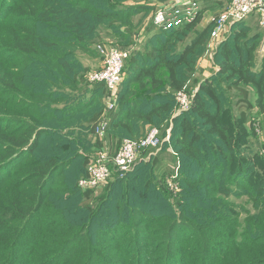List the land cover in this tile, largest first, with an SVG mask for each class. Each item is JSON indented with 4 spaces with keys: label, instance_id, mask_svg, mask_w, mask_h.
<instances>
[{
    "label": "trees",
    "instance_id": "trees-1",
    "mask_svg": "<svg viewBox=\"0 0 264 264\" xmlns=\"http://www.w3.org/2000/svg\"><path fill=\"white\" fill-rule=\"evenodd\" d=\"M145 1L0 0V264H264V152L249 115L224 103L228 89L243 87L247 100L251 86L264 112V68L253 69L261 35L246 18L230 25L217 72L197 82L162 143L180 161L175 202L149 149L99 188L77 184L103 145L94 127L109 94L80 54H99L100 41L130 50L103 116L111 159L146 124L165 136L176 92L210 40L215 19L197 30L198 11L163 30ZM140 33L152 35L144 51L134 50Z\"/></svg>",
    "mask_w": 264,
    "mask_h": 264
},
{
    "label": "built area",
    "instance_id": "built-area-1",
    "mask_svg": "<svg viewBox=\"0 0 264 264\" xmlns=\"http://www.w3.org/2000/svg\"><path fill=\"white\" fill-rule=\"evenodd\" d=\"M198 11L199 5L195 0H171L156 8L152 22L157 28L170 30L191 22ZM254 12L257 13L259 25L264 30V0H230L226 8L216 16L214 28L224 32L232 23L244 19ZM96 48L102 58V63L99 68L89 72L88 79L104 83L110 95L106 109L110 110L114 106L111 98L122 80L123 68L130 53L127 49L115 45L97 44ZM175 98L179 113L188 110L191 94L185 89H181L176 92ZM106 127V118H101L95 124L94 133L102 137ZM161 143L160 131L154 127L147 130L146 134L138 139L124 138L111 159L107 148L103 146L91 157L86 166L85 175L78 179V186L82 190L95 189L106 183L112 172L123 176L132 169L142 150H156ZM261 152H264L263 148ZM109 162L112 163L111 168L108 165Z\"/></svg>",
    "mask_w": 264,
    "mask_h": 264
},
{
    "label": "crops",
    "instance_id": "crops-1",
    "mask_svg": "<svg viewBox=\"0 0 264 264\" xmlns=\"http://www.w3.org/2000/svg\"><path fill=\"white\" fill-rule=\"evenodd\" d=\"M171 1V0H170ZM197 3H199V11H200V22L197 24L196 28L197 30H201L208 22L213 20L216 15H219L228 5L230 0H195ZM159 3H155V6H159ZM246 20L248 24L252 26V28L255 31H258L261 35L260 44L255 50V57H254V71L258 72L264 68V30L259 25L258 21V15L257 13H250L248 16H246ZM230 27V26H229ZM229 27L227 30L225 29L224 32L217 31L214 26L211 29L210 33V40L207 43V47L210 46L211 48L208 50L206 48L205 52L200 56L196 63L195 71L193 72L192 76L190 77L187 82H189L191 79L198 78L199 82H201L203 79L209 77L212 74H215L218 70V66L214 64L213 62V54L215 52V49L217 45L223 41L226 37V32H228ZM142 32V31H141ZM152 35L148 34V36L143 33H140V35L137 37L136 43L138 44L137 47L134 48V50H141L144 51L147 49L146 47V41L148 38H150ZM213 38V39H212ZM126 49V48H125ZM187 82L185 83V87H187ZM198 86V85H197ZM197 86L195 90L197 89ZM243 87H232L231 89H228L227 92V99L225 100V106H233L235 114L239 115V113H247L250 117V122L252 127L254 128L255 122L262 123L264 121V112H260L258 108H256L257 104L255 103V93L253 91V88L251 86L245 87V90L248 92L247 100H243L242 93ZM252 104L249 105L250 103ZM105 103V99H104ZM105 109L100 114V119L104 118L105 114L107 113L106 106ZM247 126L249 125V121L246 123ZM261 125V124H260ZM264 127V124L261 125V127ZM150 128L149 124L144 125L143 132H141V137L143 134L146 133V131ZM255 129V128H254ZM257 132H255L254 136H250L251 138H256ZM137 138V137H136ZM100 139L103 140V146L107 147V144H110V142L107 141L106 134L103 135V137H100ZM124 139V138H123ZM252 141V139H251ZM253 142V141H252ZM105 144V145H104ZM103 146L101 148H103ZM108 150V147H107ZM114 151V150H113Z\"/></svg>",
    "mask_w": 264,
    "mask_h": 264
},
{
    "label": "rangeland",
    "instance_id": "rangeland-1",
    "mask_svg": "<svg viewBox=\"0 0 264 264\" xmlns=\"http://www.w3.org/2000/svg\"><path fill=\"white\" fill-rule=\"evenodd\" d=\"M129 2H131V1H129ZM145 3L150 4V5H154L155 1L154 0H146ZM198 5H199V3H198ZM109 39L112 40L111 38H109ZM96 44H104V45H110L111 44V45H115V46L119 45V44L113 43L112 41H110L109 43L100 41V42H97ZM210 48H211L210 46L207 47L208 50ZM126 49L128 50V48H126ZM128 51H130V50H128ZM80 59H81L83 65L85 66L86 70L88 69L86 72H88L89 70L93 71L94 69L99 68L101 66V63H102L101 56H99V54H97V52H95V50L92 53L88 52V53L80 54ZM190 77L187 80H189ZM198 81H199L198 78H194L193 80L191 79L189 82H187V87L185 88V90H186V92L191 94V96L193 95V93L195 91V88L197 86ZM108 95H105V103H104L105 106H107V104L109 103L108 102L109 101ZM111 101H113L112 98H111ZM113 104H114V101H113ZM178 114H180L178 112V106H177V104L174 103L172 114H170V118L168 120V125H167V128L165 129V133H164L165 136L162 137V143L164 141L168 140L170 129L172 126V119L175 116H177ZM260 124L261 125L264 124V121L262 123H259V118H258V122L257 123L255 122V125H254V128H255L254 132H257V136L254 139L251 138L253 141L254 150L256 148H259V147L264 149V127L263 126L261 127ZM151 128H154V126H150L149 129H151ZM142 136H144V134ZM166 137H167V139H166ZM102 142H103V140H102ZM162 143L156 150L151 151V153L153 155L155 154L154 156L159 157V162L155 165V170H156L155 172H156L158 179H163L161 184L165 187V190H167V192L169 194V201L175 202V200L178 199L180 192H181V186H180L178 180L176 179L177 178V170H178L180 161L177 158V156L174 154L175 152L173 151V149H171L170 146L162 144ZM94 154H95V152H93L87 156L91 157ZM117 175H118V173H117ZM161 184H159L160 187H162ZM164 187H162V188H164ZM229 199L235 201L236 203H240L245 209L251 210V204L246 200V197L235 198L233 196H230ZM74 200L77 203L79 201V198H76Z\"/></svg>",
    "mask_w": 264,
    "mask_h": 264
},
{
    "label": "bare ground",
    "instance_id": "bare-ground-1",
    "mask_svg": "<svg viewBox=\"0 0 264 264\" xmlns=\"http://www.w3.org/2000/svg\"><path fill=\"white\" fill-rule=\"evenodd\" d=\"M104 145H105V144H104ZM102 146H103V145H102ZM143 152H144V154H145V151H143ZM143 152H142V153H143ZM145 155H146V154H145ZM145 155H144V156H145ZM109 156H110V155H109ZM140 156H141V155H140ZM91 157H92V156H91ZM108 164H110V163H108Z\"/></svg>",
    "mask_w": 264,
    "mask_h": 264
}]
</instances>
